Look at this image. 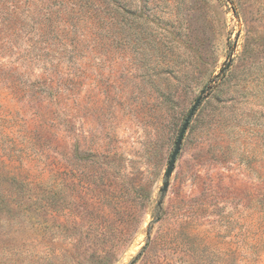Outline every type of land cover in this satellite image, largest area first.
<instances>
[{
  "label": "rangeland",
  "instance_id": "1",
  "mask_svg": "<svg viewBox=\"0 0 264 264\" xmlns=\"http://www.w3.org/2000/svg\"><path fill=\"white\" fill-rule=\"evenodd\" d=\"M0 183V264H264V0H0Z\"/></svg>",
  "mask_w": 264,
  "mask_h": 264
},
{
  "label": "water",
  "instance_id": "2",
  "mask_svg": "<svg viewBox=\"0 0 264 264\" xmlns=\"http://www.w3.org/2000/svg\"><path fill=\"white\" fill-rule=\"evenodd\" d=\"M201 99H202V94H200L197 99L195 100V102L193 103V105L190 107L189 111H188V114L186 115L183 123L181 124V127L178 131V135L175 139V142H174V146H173V149L171 151V154L169 156V159H168V162H167V166H166V169H165V177L168 178L172 171H173V167H174V164H175V161H176V157L180 151V146H181V142H182V139H183V136L185 134V131L189 125V122L192 118V116L194 115V112L196 111L197 107L199 106L200 102H201ZM168 186V182L165 181L163 183V186L161 188V191H165L166 188Z\"/></svg>",
  "mask_w": 264,
  "mask_h": 264
},
{
  "label": "trees",
  "instance_id": "3",
  "mask_svg": "<svg viewBox=\"0 0 264 264\" xmlns=\"http://www.w3.org/2000/svg\"><path fill=\"white\" fill-rule=\"evenodd\" d=\"M5 176H6V174H5ZM6 178H8V176H6ZM0 184H1V183H0ZM9 185H10V184H8V183L1 184V185H0V193H1V194H10L11 191H10V189H9ZM7 197H8L7 195L2 196V201L6 200Z\"/></svg>",
  "mask_w": 264,
  "mask_h": 264
}]
</instances>
